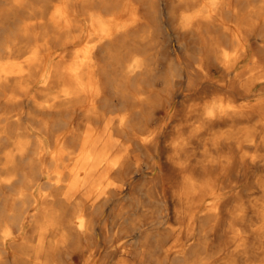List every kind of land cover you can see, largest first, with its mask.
Masks as SVG:
<instances>
[{
  "label": "bare ground",
  "instance_id": "bare-ground-1",
  "mask_svg": "<svg viewBox=\"0 0 264 264\" xmlns=\"http://www.w3.org/2000/svg\"><path fill=\"white\" fill-rule=\"evenodd\" d=\"M10 241L34 264H264V0H0Z\"/></svg>",
  "mask_w": 264,
  "mask_h": 264
},
{
  "label": "rangeland",
  "instance_id": "rangeland-1",
  "mask_svg": "<svg viewBox=\"0 0 264 264\" xmlns=\"http://www.w3.org/2000/svg\"><path fill=\"white\" fill-rule=\"evenodd\" d=\"M164 37L167 38L166 44L169 47L168 53H167L168 60H175L177 55H180V54L183 55L186 53V52H184L185 50H177V51L174 50V47L179 45V43H178L179 37L176 35L174 29L169 30V34L166 32L164 34ZM189 47L190 46H188V48ZM227 49L229 52H231L233 50V48L230 46H227ZM194 79L196 82H199L197 77H195ZM208 96H210V95H208ZM210 98L211 97H209L208 99H210ZM203 100L204 99H202L200 97L197 100L195 98H192V99L185 100L183 103L177 105V107L174 109V113H173V116L171 118V124H170L171 130L169 132L170 133L169 138L172 139V138L176 137L179 134V132L184 133V135L186 137L187 134H189V131L181 130V128H183L185 125L186 126L188 125L191 128H194V127L196 128V127L201 125V120L198 119L197 114L194 112L189 113L188 111L192 110V108L195 107L194 104H198L197 106H199L203 102ZM236 104H239V102ZM182 110L185 111L184 114L182 113ZM257 122H258V120L255 119V120L250 121V122L236 124L235 125L236 127L233 128V133L236 132L235 128H240V127H250V130H251L250 132L254 133L255 128L252 126L257 124ZM204 130L205 129H203V128H198V130L196 131V136H202L205 133ZM235 147H236V149H238L237 146H235ZM188 148L190 151L189 154H191L192 158H195V160H201L202 159L203 148H199L198 146H196V145L194 146L192 144H189ZM247 150H248L247 145H245L242 148V152H246ZM173 151H174L173 148L170 147L169 153L167 155L168 156L173 155ZM159 173L161 174V171H159ZM18 232H19V228L16 227L14 230L15 235H17ZM28 235H30L32 238H34V235L32 236V234H30V233ZM16 251H17V248L15 245V241L14 242L10 241L5 247L0 248V264H34L32 256L28 259H25V262L20 260L19 258H16L15 257Z\"/></svg>",
  "mask_w": 264,
  "mask_h": 264
}]
</instances>
